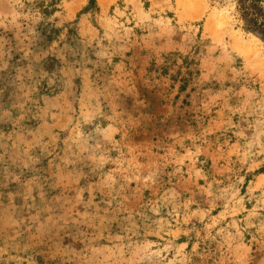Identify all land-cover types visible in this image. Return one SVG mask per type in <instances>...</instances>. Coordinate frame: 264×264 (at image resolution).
<instances>
[{"label": "rangeland", "instance_id": "rangeland-1", "mask_svg": "<svg viewBox=\"0 0 264 264\" xmlns=\"http://www.w3.org/2000/svg\"><path fill=\"white\" fill-rule=\"evenodd\" d=\"M264 0H0V264H264Z\"/></svg>", "mask_w": 264, "mask_h": 264}, {"label": "trees", "instance_id": "trees-1", "mask_svg": "<svg viewBox=\"0 0 264 264\" xmlns=\"http://www.w3.org/2000/svg\"><path fill=\"white\" fill-rule=\"evenodd\" d=\"M242 5L243 4H241L240 9H242L243 15L249 17L248 21L253 25L252 28L258 31L264 38V8L258 7L255 4H251L250 7L253 12L249 13L246 7Z\"/></svg>", "mask_w": 264, "mask_h": 264}]
</instances>
